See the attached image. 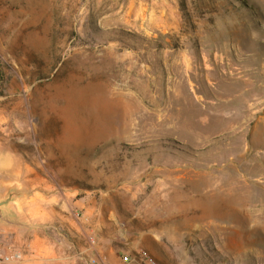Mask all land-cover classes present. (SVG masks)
<instances>
[{
    "label": "rangeland",
    "instance_id": "1",
    "mask_svg": "<svg viewBox=\"0 0 264 264\" xmlns=\"http://www.w3.org/2000/svg\"><path fill=\"white\" fill-rule=\"evenodd\" d=\"M182 9L0 0V148L177 261L264 264V0Z\"/></svg>",
    "mask_w": 264,
    "mask_h": 264
},
{
    "label": "crops",
    "instance_id": "2",
    "mask_svg": "<svg viewBox=\"0 0 264 264\" xmlns=\"http://www.w3.org/2000/svg\"><path fill=\"white\" fill-rule=\"evenodd\" d=\"M140 1L151 10L161 5L166 14L170 9L181 22L182 6L196 5V0ZM8 156V150L0 148V195L25 192L3 207L0 238L9 252L21 258L0 264H123L124 256L132 258L130 264H144L138 257L143 250L157 264H191L189 255H181L177 261L172 249L163 247L159 231L123 222L101 197L67 194L50 198L53 196L46 192L40 176L31 174L23 179L24 161L16 164L15 158ZM172 239L175 242V237Z\"/></svg>",
    "mask_w": 264,
    "mask_h": 264
},
{
    "label": "built area",
    "instance_id": "3",
    "mask_svg": "<svg viewBox=\"0 0 264 264\" xmlns=\"http://www.w3.org/2000/svg\"><path fill=\"white\" fill-rule=\"evenodd\" d=\"M140 262L144 264H157L155 259L150 255L148 251H141L138 255ZM19 254H14L13 252H9L8 246L5 243L0 242V262L11 263L14 260L20 259ZM123 264H130L132 262V258L129 256H124L122 258Z\"/></svg>",
    "mask_w": 264,
    "mask_h": 264
},
{
    "label": "water",
    "instance_id": "4",
    "mask_svg": "<svg viewBox=\"0 0 264 264\" xmlns=\"http://www.w3.org/2000/svg\"><path fill=\"white\" fill-rule=\"evenodd\" d=\"M11 199H12V197L10 196L7 200L0 202V213H1L2 210H3V207H4L5 205H7L8 203H10Z\"/></svg>",
    "mask_w": 264,
    "mask_h": 264
},
{
    "label": "bare ground",
    "instance_id": "5",
    "mask_svg": "<svg viewBox=\"0 0 264 264\" xmlns=\"http://www.w3.org/2000/svg\"><path fill=\"white\" fill-rule=\"evenodd\" d=\"M258 106V105H257Z\"/></svg>",
    "mask_w": 264,
    "mask_h": 264
}]
</instances>
